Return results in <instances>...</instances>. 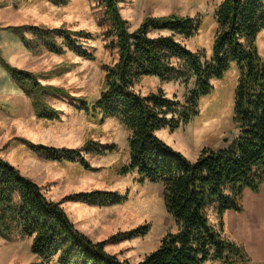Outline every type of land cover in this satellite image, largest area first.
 Wrapping results in <instances>:
<instances>
[{"label":"trees","instance_id":"16d2710c","mask_svg":"<svg viewBox=\"0 0 264 264\" xmlns=\"http://www.w3.org/2000/svg\"><path fill=\"white\" fill-rule=\"evenodd\" d=\"M62 5L67 0H47ZM117 0H100V23L111 39L105 46L117 53L116 61L101 66L103 87L93 100L76 98L78 108L100 120L112 117L128 131V162L117 169L124 175L136 172L141 181L161 184L162 199L173 228L159 245L140 261L131 263L105 249L140 237L148 225L94 241L80 231L64 208L48 199L37 183L0 157V237L13 234L31 237L35 260L26 264H204L207 260L225 263L248 261L244 244L231 239L226 231L229 211L244 212V191L257 193L264 183V60L257 49V35L264 30V0H221L213 9L216 23L211 53L193 51L177 40L196 34L200 17L146 16L134 31L119 11ZM33 51L45 48L57 54L65 50L84 59H94L92 51L80 43L88 37L84 29L17 25L9 27ZM153 30L168 35L152 36ZM27 33L30 36H27ZM10 78L31 101L37 117L57 119L60 111L46 104L60 91L42 84L36 74L2 61ZM235 65L237 79L233 92L232 121L236 132L223 147H203L190 159L157 135L175 130L198 114L199 99L211 92L212 80L222 78ZM145 76L163 81L194 78L185 101L168 98L161 88L145 95L134 84ZM62 92V90L60 91ZM73 97H71L72 99ZM47 159L78 161L92 168L80 153L103 155L117 148L87 140L82 148L54 147L29 143ZM126 193L115 190L75 192L66 199L92 206L119 204ZM249 262V261H248Z\"/></svg>","mask_w":264,"mask_h":264},{"label":"rangeland","instance_id":"374dc122","mask_svg":"<svg viewBox=\"0 0 264 264\" xmlns=\"http://www.w3.org/2000/svg\"><path fill=\"white\" fill-rule=\"evenodd\" d=\"M117 1L129 31L137 29L146 16L199 15L200 25L196 34L186 39L177 36V40L193 51H202L210 56L216 28L212 12L221 0ZM99 2L67 0L56 5L47 0H0V54L12 66L36 74L42 84L62 88V92L53 93L45 101L60 111L59 117L51 120L39 118L23 90L14 83L6 84L8 78L0 70V86H4L0 89V157L41 186L45 196L58 202L75 226L94 241L147 224L149 228L144 235L105 245L108 252L135 263L159 245L164 234L173 228V223L163 204L161 184L141 181L136 172L117 173V169L128 162V131L115 118L100 120L99 114L93 117L78 108L80 102L76 98L93 100L99 95L104 76L101 66L117 59L115 49L105 46L111 38L106 36L107 27L100 23L102 5ZM17 25L84 29L89 36L80 37V43L93 52L94 59H84L69 50L61 54L45 48L33 51L8 28ZM150 34L168 35L169 32L153 30ZM256 44L264 60V30L257 35ZM236 79L237 67L231 65L222 78L212 80L213 89L199 99L196 116L175 130L160 129L157 135L190 159H195L203 147H223L236 132L232 121ZM193 83L192 77L186 81H163L155 76H145L134 84V90L145 95L161 88L168 98L183 103ZM87 140L115 143L117 148L103 155L86 154L80 150L92 167L88 169L79 160L57 162L47 159L28 145L29 142L82 148ZM96 189L126 193L127 198L119 204L101 207L66 199L69 194ZM263 204L264 183L257 193L248 189L244 191L245 210L239 214L238 222L232 225L235 233L240 229L237 224L247 221L249 213ZM30 244L31 237L19 234L0 237V264H26L35 260ZM204 264L240 263L207 260Z\"/></svg>","mask_w":264,"mask_h":264},{"label":"crops","instance_id":"0c3cea01","mask_svg":"<svg viewBox=\"0 0 264 264\" xmlns=\"http://www.w3.org/2000/svg\"><path fill=\"white\" fill-rule=\"evenodd\" d=\"M9 27H11V26H8V28ZM19 40L21 41V39H19ZM1 47H2V37L0 35V48ZM2 61H5L8 64H10V63L6 60V58L3 56V54H0V70H2L8 78V82H6V84H9V83L10 84L11 83L16 84L14 81L11 80L10 76L8 75L7 71L5 70V68L2 64ZM13 67H15V66H13ZM1 88H4V86H0V89ZM231 212L232 211H229L226 215V222H227V226H228L227 235H229V237L231 239H234V240L244 244L246 253L248 255V261L249 262L244 261L242 264H264V214H263V212L260 213L257 210L258 213L255 214L254 209H253L249 213L250 217H248V219H247V217L242 219V220L247 219V221H243L242 223L239 222L237 224V227H239L240 229L236 233L232 229V225H234V222H236V221L238 222L239 214H237L235 212H233V213H231ZM230 224H231V229L229 228Z\"/></svg>","mask_w":264,"mask_h":264},{"label":"bare ground","instance_id":"6f19581e","mask_svg":"<svg viewBox=\"0 0 264 264\" xmlns=\"http://www.w3.org/2000/svg\"><path fill=\"white\" fill-rule=\"evenodd\" d=\"M252 203V202H251ZM257 210L261 213V212H263V214H264V204L263 205H260L259 207H256V208H254V212L256 213L257 212ZM253 212V213H254ZM252 213V214H253ZM258 213V212H257Z\"/></svg>","mask_w":264,"mask_h":264}]
</instances>
